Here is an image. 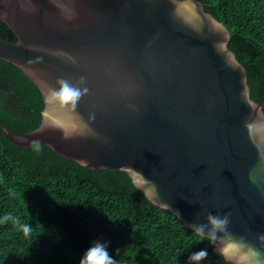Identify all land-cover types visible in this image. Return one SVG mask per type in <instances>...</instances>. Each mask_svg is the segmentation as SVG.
Instances as JSON below:
<instances>
[{
    "label": "water",
    "instance_id": "95a60500",
    "mask_svg": "<svg viewBox=\"0 0 264 264\" xmlns=\"http://www.w3.org/2000/svg\"><path fill=\"white\" fill-rule=\"evenodd\" d=\"M0 20L18 39L0 38V59L20 68L43 100L57 78L86 77L89 95L77 111L86 121L95 112L91 132L69 137L38 131L42 121L25 133L0 121L9 141L31 149L38 140L88 169L131 166L157 186L159 198L149 200L185 227L231 212L229 231L261 248L264 160L245 122L264 116V103L251 98L229 29L202 2L2 0ZM38 57L43 63H28Z\"/></svg>",
    "mask_w": 264,
    "mask_h": 264
},
{
    "label": "trees",
    "instance_id": "16d2710c",
    "mask_svg": "<svg viewBox=\"0 0 264 264\" xmlns=\"http://www.w3.org/2000/svg\"><path fill=\"white\" fill-rule=\"evenodd\" d=\"M2 0H0L1 2ZM229 29V49L245 66L251 98L264 103V0H198ZM0 38L17 42L0 20ZM45 108L40 89L20 68L0 59V121L11 131L36 129ZM0 264H80L96 242L117 264H227L207 238L154 205L124 171L88 169L41 144L39 151L9 141L0 128Z\"/></svg>",
    "mask_w": 264,
    "mask_h": 264
},
{
    "label": "clouds",
    "instance_id": "9594fccd",
    "mask_svg": "<svg viewBox=\"0 0 264 264\" xmlns=\"http://www.w3.org/2000/svg\"><path fill=\"white\" fill-rule=\"evenodd\" d=\"M217 28L222 27L217 24ZM222 47V45H221ZM29 48L38 51L36 46L29 45ZM60 56H67L66 53H55ZM72 63H76L75 58L68 56ZM29 64H41L43 58L38 57L35 60H29ZM89 95L87 87V79L80 76L76 80L67 77H59L56 80V86H50L44 93L45 108L41 113L42 125L38 131H44L49 128L56 131H61L65 137L72 135H85L91 132L89 123L95 120V112H90L85 120L78 111L80 101ZM131 107V106H130ZM249 139L256 147L261 159L264 160V116L251 118L245 122ZM34 150L39 151L41 142L36 140L32 142ZM81 165L87 166L86 161H80ZM126 172L131 180V183L138 189L143 191L144 196L150 200L159 198L157 186L152 181L148 180L141 172L135 170L131 166L121 168ZM249 179L252 183H257V178L254 174H250ZM232 213L228 212L221 216L220 214H206V223L203 224H188L198 236L207 238L212 244L216 245L215 251L223 257L227 264H264V234L258 236V242L261 248H257L250 243L244 236H235L229 231ZM11 222L17 226L25 235H29L32 228L28 224H22L18 217L12 214H5L0 218V224ZM209 253L207 249L194 252L189 261L193 264H199L200 261L207 259ZM80 264H117L112 256L107 251V245L96 242L83 255Z\"/></svg>",
    "mask_w": 264,
    "mask_h": 264
}]
</instances>
